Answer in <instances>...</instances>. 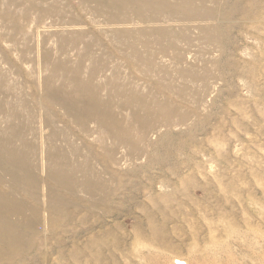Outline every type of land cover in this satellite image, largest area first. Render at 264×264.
Masks as SVG:
<instances>
[{"label": "rangeland", "instance_id": "374dc122", "mask_svg": "<svg viewBox=\"0 0 264 264\" xmlns=\"http://www.w3.org/2000/svg\"><path fill=\"white\" fill-rule=\"evenodd\" d=\"M103 1L0 0V264H264V0Z\"/></svg>", "mask_w": 264, "mask_h": 264}, {"label": "bare ground", "instance_id": "6f19581e", "mask_svg": "<svg viewBox=\"0 0 264 264\" xmlns=\"http://www.w3.org/2000/svg\"><path fill=\"white\" fill-rule=\"evenodd\" d=\"M105 1V0H104ZM104 1H103V3H104ZM110 1H112V2H114V4H118L119 3V1L120 0H110ZM127 1H130V2H133L134 0H127ZM141 1V0H140ZM156 1H161V2H164L165 0H144V6H150L151 4H153L154 2L156 3ZM186 0H184V2H185ZM190 1V0H189ZM107 2H109V1H107ZM118 2V3H117ZM138 1H136V3H137ZM181 2V1H180ZM191 2V1H190ZM189 2V3H190ZM133 3H135V2H133ZM159 3V2H158ZM123 4V3H122ZM177 4V3H176ZM182 4V3H181ZM186 4V3H185ZM167 5V4H166ZM171 5V4H170ZM100 6V5H99ZM116 6V5H115ZM132 6V5H131ZM136 7H137V5H135ZM168 6V5H167ZM189 6V5H188ZM113 7V6H112ZM163 7V6H162ZM165 7V6H164ZM109 8V7H108ZM111 8V7H110ZM133 8V7H132ZM156 8V7H155ZM155 8H151V9H155ZM115 9V8H114ZM120 9V8H119ZM109 11V10H108ZM153 11V10H152ZM125 12V11H124ZM113 15V14H112ZM121 15V14H120ZM149 16V15H148ZM91 100V99H90ZM100 104L101 103H99V101L98 100H94L93 101V107L91 106L90 107V109H88V108H86L87 109V113H89L90 111L91 112H93L95 115L96 114H99V115H101L102 116V114H105V113H103V112H101V110H100V108L101 107H99L100 106ZM87 107V106H86ZM108 109V108H107ZM113 114V113H112ZM113 117V116H112ZM112 117L109 115V123H111V124H113V126H115L116 124H115V121H117V120H114V118L116 117V116H114V118L112 119ZM117 119H118V117H117ZM102 120V119H101ZM105 121V120H104ZM120 121V120H119ZM107 123V122H106ZM118 123V122H117ZM120 124V123H119ZM118 125V124H117ZM12 127V126H11ZM124 127V126H123ZM128 127V126H127ZM10 128V127H9ZM122 128V127H121ZM14 129V128H13ZM13 129H11V130H13ZM1 130V129H0ZM125 130V129H124ZM115 131V130H114ZM121 131V130H120ZM108 132V131H107ZM13 133V132H12ZM124 134V133H123ZM10 135V134H9ZM110 135V134H109ZM4 136H5V134H4ZM3 137V136H2ZM8 138H9V136H7ZM11 140H12V138H10ZM24 150H22V152H23ZM21 152V151H20ZM25 154V153H24ZM22 155V154H21ZM20 155V156H21ZM18 155L16 154V152H14V148H9V146H7V145H5L4 143H2L1 142V140H0V163L2 162V163H5V165L6 166H8V167H10L11 168V170H12V172H14L13 173V184H15V182H16V171L18 170L19 171V169H17L16 170V167L18 166V164H17V161H16V159L18 160ZM64 160V159H63ZM65 161V160H64ZM62 165V164H61ZM22 166V168H23V172H25V173H29L28 172V170H29V167H27L26 168V165L24 164H22L21 165ZM60 171V170H59ZM66 181V180H65ZM27 183V182H26ZM26 185V184H25ZM28 187V186H27ZM107 189V188H106ZM14 190V189H13ZM230 198V197H229ZM8 202H9V200H8V196H7V194H5V193H0V234L3 232V231H6V230H9L10 231V236L11 237H13L14 238V241H15V238H16V230L15 231H12L11 230V228L13 229V227H14V225L12 224V222L10 223L9 221H8V216H9V214H11L10 213V210H12V208L10 207V206H8L7 204H8ZM10 204V203H9ZM50 204H52V203H50ZM19 206V205H18ZM21 206V205H20ZM61 210V209H60ZM20 213V212H19ZM14 214V213H13ZM12 214V215H13ZM21 214V213H20ZM21 216V215H20ZM155 217V216H154ZM245 218V217H244ZM10 220V219H9ZM22 221V220H21ZM158 221V220H157ZM16 222V221H15ZM14 222V223H15ZM18 222V221H17ZM233 222H235V221H232V223ZM245 222V221H244ZM248 222H249V220L247 221V224H248ZM24 223H26V222H24ZM18 223H16V225H17ZM230 224V223H229ZM234 224H237V225H239L240 223H237V222H235ZM244 224V223H243ZM249 224H250V222H249ZM15 225V226H16ZM233 227H234V225L233 224H231ZM231 225H228V226H231ZM237 225H235V227L237 226ZM245 225V224H244ZM231 226V227H232ZM246 226V225H245ZM17 227H18V225H17ZM16 229V228H15ZM149 229V228H148ZM17 230H19V229H17ZM150 230H151V233H150V238H149V243L150 244H154V245H157L158 243H159V240H158V238H157V234H156V231H157V228H155L154 227V225L152 224V226L150 227ZM149 230V231H150ZM18 233H20V232H18ZM140 233V232H139ZM104 235V234H103ZM140 235V234H139ZM139 235H137V236H139ZM5 236V235H4ZM20 236V235H19ZM196 236V235H195ZM100 237V236H99ZM12 238V239H13ZM17 239V238H16ZM19 240V239H18ZM95 240V239H94ZM97 240V239H96ZM103 240V239H102ZM116 240V239H115ZM92 241V240H91ZM99 241V240H98ZM97 242V241H96ZM116 242V241H115ZM116 246H117V244H116ZM163 246V245H162ZM101 247V246H100ZM170 249V248H169ZM133 255H134V253H133Z\"/></svg>", "mask_w": 264, "mask_h": 264}]
</instances>
